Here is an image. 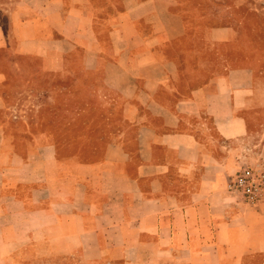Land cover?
<instances>
[{"label":"crops","instance_id":"1","mask_svg":"<svg viewBox=\"0 0 264 264\" xmlns=\"http://www.w3.org/2000/svg\"><path fill=\"white\" fill-rule=\"evenodd\" d=\"M253 17L264 0H0V264H264V201L227 189L264 170ZM22 57L95 100L19 110Z\"/></svg>","mask_w":264,"mask_h":264},{"label":"rangeland","instance_id":"2","mask_svg":"<svg viewBox=\"0 0 264 264\" xmlns=\"http://www.w3.org/2000/svg\"><path fill=\"white\" fill-rule=\"evenodd\" d=\"M251 21L258 22L259 24H264V19H256V17H253ZM261 36H264V34H261ZM254 48L257 56L260 55L261 59H254L253 61L255 62L256 67L258 69L264 71V43L255 45ZM2 54L3 53L0 52V58ZM19 63L21 67L20 70L22 71V69H24V72L28 74L23 75L22 77L21 76L12 77L8 83L9 86L7 88L8 89L7 94L9 96V100L18 101L20 103H24L25 105H30L28 106V108L23 107L20 108L19 110L30 111L29 113L33 115L32 111L34 110V107L31 105L37 102L39 98L48 99L50 94L52 95V97H54V99H57L59 101H64L66 98L74 99V100L79 99L78 101H82V99L86 101L95 100V97H92L91 95L88 94V91H85L83 89L84 87L83 85H88L87 83H85L88 82L87 80L79 81V80L71 79V77H69L64 81L54 82L53 83L54 86H53L49 81L46 80L47 79L46 77L38 73L39 69L41 68L38 59H34L31 57H22L19 58ZM35 72H37L38 87H41L42 89L40 91L34 90ZM47 86L52 88V93L50 91H45L47 89ZM64 86L67 87V90L63 88ZM80 123L81 122H79L78 124H74L75 129H77V132L81 131L80 127L82 125ZM93 126L97 127L98 125L95 124ZM94 142L96 143L97 141ZM73 143L75 145L74 147H81V145L83 143H86V141H82L81 139L77 138L76 140L73 141Z\"/></svg>","mask_w":264,"mask_h":264},{"label":"built area","instance_id":"3","mask_svg":"<svg viewBox=\"0 0 264 264\" xmlns=\"http://www.w3.org/2000/svg\"><path fill=\"white\" fill-rule=\"evenodd\" d=\"M229 193L248 205L264 201V170L243 166L227 181Z\"/></svg>","mask_w":264,"mask_h":264}]
</instances>
